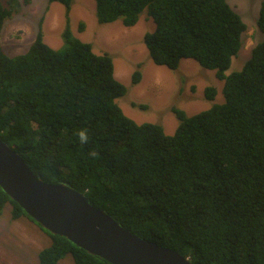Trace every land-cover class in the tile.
Returning <instances> with one entry per match:
<instances>
[{
  "label": "trees",
  "instance_id": "trees-1",
  "mask_svg": "<svg viewBox=\"0 0 264 264\" xmlns=\"http://www.w3.org/2000/svg\"><path fill=\"white\" fill-rule=\"evenodd\" d=\"M13 2L0 1V31L20 11ZM50 2L69 14L74 0ZM95 2L101 24L134 27L147 13L156 24L144 37L154 64L175 71L193 59L216 71L225 102L192 117L175 109L171 136L160 125L137 124L116 103L127 88L112 57L94 54L68 24L60 49L41 33L18 56L0 44V138L41 180L78 190L128 231L193 264H264V41L242 71L226 75L247 29L227 0ZM258 28L264 34V0ZM139 79L137 72L133 84ZM206 95L214 100L217 90ZM81 129L87 144L79 142ZM8 205L13 221L28 217L0 187V215ZM42 230L51 244L39 264L68 256L110 264Z\"/></svg>",
  "mask_w": 264,
  "mask_h": 264
},
{
  "label": "rangeland",
  "instance_id": "rangeland-1",
  "mask_svg": "<svg viewBox=\"0 0 264 264\" xmlns=\"http://www.w3.org/2000/svg\"><path fill=\"white\" fill-rule=\"evenodd\" d=\"M8 7L13 0H0ZM21 4L19 13L7 20L0 31V44L8 56L25 53L39 33L54 49L64 46L63 33L69 24L72 35L92 46L96 55L112 57L115 77L127 88L116 100L124 114L137 124H156L166 135H173L179 126L175 109L192 117L216 104H223L224 82L216 71L203 68L193 59H182L177 70L158 66L152 61L144 37L156 24L147 13L134 27H125L121 20L109 24L98 21L95 0H74L67 14L63 5L50 0H14ZM263 0H227L247 29L243 46L233 58L226 75L240 72L252 55L253 48L264 41L258 28ZM140 73L137 84L135 74ZM207 88L217 90L214 100L206 95ZM8 205L0 215V264H39L38 253L51 244L50 237L28 217L13 221ZM61 264H75L68 256Z\"/></svg>",
  "mask_w": 264,
  "mask_h": 264
},
{
  "label": "water",
  "instance_id": "water-1",
  "mask_svg": "<svg viewBox=\"0 0 264 264\" xmlns=\"http://www.w3.org/2000/svg\"><path fill=\"white\" fill-rule=\"evenodd\" d=\"M0 187L43 229L110 264H193L128 231L78 190L41 180L2 138Z\"/></svg>",
  "mask_w": 264,
  "mask_h": 264
},
{
  "label": "clouds",
  "instance_id": "clouds-1",
  "mask_svg": "<svg viewBox=\"0 0 264 264\" xmlns=\"http://www.w3.org/2000/svg\"><path fill=\"white\" fill-rule=\"evenodd\" d=\"M77 136H78L79 142L81 144H87L88 143L89 136H88L87 129L79 130L78 133H77ZM90 155L95 157L97 155V153L95 151H93V152L90 153Z\"/></svg>",
  "mask_w": 264,
  "mask_h": 264
}]
</instances>
